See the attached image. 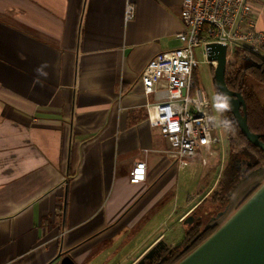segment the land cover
Segmentation results:
<instances>
[{"label": "crops", "instance_id": "obj_1", "mask_svg": "<svg viewBox=\"0 0 264 264\" xmlns=\"http://www.w3.org/2000/svg\"><path fill=\"white\" fill-rule=\"evenodd\" d=\"M182 3L0 0V264H138L180 226L184 243L199 206H220L223 144L180 170L148 121L142 74L181 45ZM253 10L264 32V0Z\"/></svg>", "mask_w": 264, "mask_h": 264}, {"label": "built area", "instance_id": "obj_2", "mask_svg": "<svg viewBox=\"0 0 264 264\" xmlns=\"http://www.w3.org/2000/svg\"><path fill=\"white\" fill-rule=\"evenodd\" d=\"M254 1L183 0L185 31L177 35L181 45L158 54L142 74L145 95L155 96V101L147 104L149 124L169 141L165 154L180 170L202 150L212 153V147L221 142L212 99L197 79V49L203 48L207 61L212 44L226 46L229 59L236 48L260 54L264 32L256 29L252 19ZM136 11L135 5L128 3L125 22L133 21ZM203 162L206 164L207 159ZM145 178L146 164L137 162L131 182L138 184Z\"/></svg>", "mask_w": 264, "mask_h": 264}, {"label": "trees", "instance_id": "obj_3", "mask_svg": "<svg viewBox=\"0 0 264 264\" xmlns=\"http://www.w3.org/2000/svg\"><path fill=\"white\" fill-rule=\"evenodd\" d=\"M262 54H255L247 49L236 48L229 70L226 74L228 88L243 96L246 103V114L251 131L264 142V46ZM216 96L219 93L215 84L214 67H212ZM221 102L218 101V104ZM222 124L230 122L228 128L227 164L219 182L218 193L214 202L219 207L201 205L191 216L192 224L187 223L186 240L171 252L163 250L157 256L145 261V264H177L188 253L202 244L219 228L224 214L227 212L229 198L235 196L236 190L250 174L264 169V151L253 145L239 127L233 113L229 109L219 107ZM250 185V184H249Z\"/></svg>", "mask_w": 264, "mask_h": 264}, {"label": "water", "instance_id": "obj_4", "mask_svg": "<svg viewBox=\"0 0 264 264\" xmlns=\"http://www.w3.org/2000/svg\"><path fill=\"white\" fill-rule=\"evenodd\" d=\"M209 62L214 66L215 84L218 92L230 97L229 109L233 113L239 127L246 138L256 147L264 151V142L254 134L248 125L246 103L243 96L232 92L226 82L229 62L227 47L212 44L209 51ZM264 170V169H263ZM264 180V175L260 178ZM260 187L202 244L188 253L177 264H264V182ZM190 216L185 223L192 224ZM156 249V248H155ZM153 249L138 264H145L152 258ZM61 264H75L65 258Z\"/></svg>", "mask_w": 264, "mask_h": 264}, {"label": "rangeland", "instance_id": "obj_5", "mask_svg": "<svg viewBox=\"0 0 264 264\" xmlns=\"http://www.w3.org/2000/svg\"><path fill=\"white\" fill-rule=\"evenodd\" d=\"M202 51H203L202 47H199L197 49L198 59L200 60V66H199V68L196 71L197 79H198L200 85L204 88V90L207 92V94L212 99L213 107H214L216 128H217L218 132L220 133V138L222 140L221 143L223 144V147L225 148V152H228V128L225 125L222 124L220 111H219V107H218L219 104H218V100L216 99V88H215V85H214V76H213V73H212L213 72L212 71V67H214V66L212 65V63H210L209 61H207L205 59V57L202 54ZM231 61H232V57L229 59L227 70H229V65H230ZM262 101L264 103V96H262ZM197 173L200 174V175H205V176L207 175V173H211V178H212V175H213L212 174V170L209 167H208V169H206V167H203L202 169H199L197 171ZM263 175H264V170H258V171L253 172L251 177H250V180L248 182H252V181L254 182V180L256 181L258 179H259V181L257 183H255V184L251 185L249 188L245 189L244 192L241 193L237 197V200H235L232 203V205H231V202L236 196L230 198L231 201H228L227 205H231V206L229 207L228 211L224 214L223 218L220 221V224L222 222L224 223L232 214H234L236 212V210L248 199V197L260 187V185L259 186H256V185L260 184V182H261V184L264 182V180L263 181L260 180V178ZM248 182H245V183H248ZM245 183H243V184H245ZM254 186H256V187H254ZM216 190H217V193H218V187H217ZM238 190L239 189H237L236 192ZM236 192H235V194H236ZM217 193H215V194L217 195ZM215 194L211 195V199H210L211 202H214L212 200L215 198L214 197ZM181 198H182V195L180 197V203H182ZM189 215L190 214H188L187 218L189 217ZM179 230H180L179 238L176 237L175 240H171L170 239V241H168L169 243H165V245L162 246V249L160 247L156 248L155 251L153 252L152 256H154V254H156L157 251L160 250V249L162 251L163 250H173L174 248L180 246L183 243V238H184V236L182 235L183 234V230H184L183 226H180ZM140 239H141V237H139V243L135 244L133 249L136 247V245H137V247H139V246L142 247L143 246V243H140ZM161 250L158 251V252H161Z\"/></svg>", "mask_w": 264, "mask_h": 264}, {"label": "flooded vegetation", "instance_id": "obj_6", "mask_svg": "<svg viewBox=\"0 0 264 264\" xmlns=\"http://www.w3.org/2000/svg\"><path fill=\"white\" fill-rule=\"evenodd\" d=\"M251 175H252V174H250L246 179L243 180L242 184H240V186H239V188H238L239 190H238V191L236 192V194H235L236 197L232 200L233 202H234L235 200H237V197H238L241 193H243L245 189L249 188L251 185H253V184H255V183H257V182L259 181V179H258V180H256V181L254 180V182H253V181H252V182H248V181L250 180ZM245 182H248V183H245ZM243 183H245V184H243ZM249 184H250V185H249ZM256 186H257V185H256ZM256 186H254V187H256ZM254 187H253V188H254ZM253 188H252V189H253ZM233 202H232V203H233ZM227 206H229V205H227ZM193 217H194V216H193ZM194 219H195V218H194ZM160 250H161V249H160ZM160 250H158V251H160ZM173 250H174V249H173ZM158 251H157V253L155 254V256H157V255H159V254H161V253L163 252L162 250H161V252H158ZM168 251L171 252L172 250H168Z\"/></svg>", "mask_w": 264, "mask_h": 264}, {"label": "clouds", "instance_id": "obj_7", "mask_svg": "<svg viewBox=\"0 0 264 264\" xmlns=\"http://www.w3.org/2000/svg\"><path fill=\"white\" fill-rule=\"evenodd\" d=\"M216 99L221 102L218 105V107H221L223 109H227L229 107V105H230V97L226 93H223V92L218 93L217 96H216ZM224 124L227 127V126L230 125V122L225 121Z\"/></svg>", "mask_w": 264, "mask_h": 264}]
</instances>
